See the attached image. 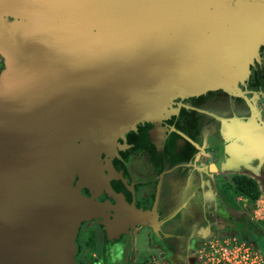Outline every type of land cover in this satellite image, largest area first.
Segmentation results:
<instances>
[{
	"label": "water",
	"instance_id": "obj_1",
	"mask_svg": "<svg viewBox=\"0 0 264 264\" xmlns=\"http://www.w3.org/2000/svg\"><path fill=\"white\" fill-rule=\"evenodd\" d=\"M263 44L264 0H0V264H75L76 177L177 98L242 97Z\"/></svg>",
	"mask_w": 264,
	"mask_h": 264
},
{
	"label": "flooded vegetation",
	"instance_id": "obj_2",
	"mask_svg": "<svg viewBox=\"0 0 264 264\" xmlns=\"http://www.w3.org/2000/svg\"><path fill=\"white\" fill-rule=\"evenodd\" d=\"M259 58L240 85L242 97L212 91L177 98L159 126L140 125L118 140L116 155H101V180L84 185L76 177L74 186L102 210L80 223L73 241L75 264H157L154 254L141 258L137 249L145 230L148 249L157 251L166 264H198L199 242L227 233L239 217L215 182L225 172L233 180L237 170L255 180L264 170V107L259 104L264 100V44ZM240 128L253 136L260 133L259 144L239 140ZM207 159L214 171L205 164ZM107 185L111 193L105 191ZM132 210L148 217L139 220ZM203 229H208L205 237ZM140 258L145 261L140 263Z\"/></svg>",
	"mask_w": 264,
	"mask_h": 264
},
{
	"label": "rangeland",
	"instance_id": "obj_3",
	"mask_svg": "<svg viewBox=\"0 0 264 264\" xmlns=\"http://www.w3.org/2000/svg\"><path fill=\"white\" fill-rule=\"evenodd\" d=\"M260 59V58H259ZM3 64H2V59L0 58V71L2 70ZM251 69V68H250ZM259 104L261 107H264V100H260ZM264 124V118H262V121ZM264 131V129H263ZM262 133L264 134V132ZM261 133V135H262ZM264 136V135H262ZM261 137V136H259ZM233 161H229L231 165ZM206 165L212 166L213 162L211 159H207L205 161ZM214 171L215 169H211ZM229 172H234L236 170H228ZM241 171V170H240ZM239 170L236 171L237 174H241L242 176L246 175V171H241ZM224 173V172H223ZM261 175H258L257 177L255 176V181L257 182L258 188L260 190V196L259 198L255 201V203H250L246 198H243L241 196H232V191L230 189L221 192L222 195L225 197L226 204H229L228 201L232 202L230 204V208L238 214L239 219L230 224L226 236H235L237 238H240L241 240L243 239L244 241L254 244L257 249H259L263 254H264V230L262 229L259 220L264 218V170L260 172ZM224 177H220L221 179L217 180L216 183V188L218 187L221 190V187L223 185H229L232 183V180L230 179V175L228 172H225L223 174ZM234 199V200H233ZM229 208V207H228ZM227 219L232 220V216L228 218L226 215ZM236 219V218H235ZM226 221V219H224ZM228 221V220H227ZM261 230L260 232H256ZM146 230L143 231L137 239V249L141 253L140 257H146L149 254H154L155 258L157 259V264H163L164 260L159 258V253L157 251H154L152 249H148V240L149 238L147 237ZM140 258V259H141ZM139 259V260H140ZM145 261V259H143ZM143 260H140V263L143 262ZM169 264H179V262H174Z\"/></svg>",
	"mask_w": 264,
	"mask_h": 264
},
{
	"label": "built area",
	"instance_id": "obj_4",
	"mask_svg": "<svg viewBox=\"0 0 264 264\" xmlns=\"http://www.w3.org/2000/svg\"><path fill=\"white\" fill-rule=\"evenodd\" d=\"M195 256L198 264H264V254L254 244L225 234L204 238Z\"/></svg>",
	"mask_w": 264,
	"mask_h": 264
},
{
	"label": "trees",
	"instance_id": "obj_5",
	"mask_svg": "<svg viewBox=\"0 0 264 264\" xmlns=\"http://www.w3.org/2000/svg\"><path fill=\"white\" fill-rule=\"evenodd\" d=\"M230 189L232 191V196H241L246 198L250 203H255V201L260 196V190L258 188L257 182L251 178L242 175H236L233 177L232 183L229 185H223L221 187V192ZM259 223L264 230V219L259 220ZM261 230L256 232H260ZM248 242H250L248 240Z\"/></svg>",
	"mask_w": 264,
	"mask_h": 264
},
{
	"label": "crops",
	"instance_id": "obj_6",
	"mask_svg": "<svg viewBox=\"0 0 264 264\" xmlns=\"http://www.w3.org/2000/svg\"><path fill=\"white\" fill-rule=\"evenodd\" d=\"M209 195H210V197H213V194H212L211 192H210V194H208V196H209ZM205 203H206V202H205ZM209 205H211V204H208V206H209ZM209 207H210V206H209ZM146 215H147V213H146ZM146 217H148V215H147ZM146 217H145V218H146ZM208 229H209V227H208ZM208 229H207V230H206V229H203V230H202V232H203V234H204V237L208 235ZM226 234H227V233H226ZM203 239H204V238H203ZM197 246H198V245H197ZM164 263L166 264L165 261H164Z\"/></svg>",
	"mask_w": 264,
	"mask_h": 264
},
{
	"label": "bare ground",
	"instance_id": "obj_7",
	"mask_svg": "<svg viewBox=\"0 0 264 264\" xmlns=\"http://www.w3.org/2000/svg\"><path fill=\"white\" fill-rule=\"evenodd\" d=\"M212 167H214V166H211V169H212ZM213 169H215V167Z\"/></svg>",
	"mask_w": 264,
	"mask_h": 264
},
{
	"label": "clouds",
	"instance_id": "obj_8",
	"mask_svg": "<svg viewBox=\"0 0 264 264\" xmlns=\"http://www.w3.org/2000/svg\"><path fill=\"white\" fill-rule=\"evenodd\" d=\"M202 240H203V239H202ZM202 240H201V241H202ZM201 241H200V242H201Z\"/></svg>",
	"mask_w": 264,
	"mask_h": 264
}]
</instances>
